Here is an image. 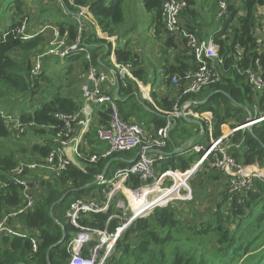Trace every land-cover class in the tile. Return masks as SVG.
Masks as SVG:
<instances>
[{
    "label": "trees",
    "instance_id": "trees-1",
    "mask_svg": "<svg viewBox=\"0 0 264 264\" xmlns=\"http://www.w3.org/2000/svg\"><path fill=\"white\" fill-rule=\"evenodd\" d=\"M186 1L189 13H194L192 7L196 4V0ZM1 2L2 0H0V4ZM23 2L24 0H18L14 6L18 11L16 13L20 15L23 13ZM82 3L88 5L90 12L105 34L118 35L117 28L125 20L122 0H85ZM241 3V9L235 8L234 4L229 5L230 16L224 21L222 30L214 35L220 46L219 53L224 59L220 80L207 88L208 91L205 90L198 95H184L179 103L182 105L188 101H197L194 105L195 111L198 113L211 112L215 138L222 134V126L230 123L231 120H234L232 128L246 123L247 117H249L247 111L259 100L261 110H264V95L254 91L246 76L242 74V71L254 63L257 57L261 58L264 65V43L260 46L261 51H257L255 35L256 13L264 5V0H241ZM144 6L148 12L155 13L157 32L163 31L161 0H144ZM65 8L76 10L68 2ZM70 23L73 24L69 27L70 38L74 39L76 25L73 22ZM20 25L21 22H13L9 30ZM67 25L68 23H62V33ZM188 28L193 30L192 27ZM89 36V41L92 43L103 44L98 43L102 41L104 44L107 43L106 40L98 38L95 32H90ZM43 41L41 36L25 40L22 37L15 38L13 34H9L5 41L0 38V100H15L17 99L15 96L21 98V95L24 96L35 88L36 85L32 86L31 84V72L34 64L30 56L37 52ZM165 45L167 47L175 46V38L167 37ZM103 47L93 45L91 48L92 63H88L84 58L86 60L84 62L85 71L90 64L98 63V57H100ZM109 47L110 51L103 58L101 57L103 62H106V58H111V43ZM238 48L242 50V56L238 55ZM187 52L190 51L185 50L183 51L185 55H179L176 58V65L169 71L171 80L175 75L183 74L196 67L191 53ZM115 55L118 63L132 64L136 78H143V70L140 68L142 62L130 48L116 47ZM18 56H22V58L19 59ZM107 62H111L109 58ZM106 64L108 65V63ZM69 72H72V67ZM39 76L41 75L34 77L37 82ZM28 78L31 79L27 82ZM131 91L132 85L129 83L127 88L121 87L120 94L124 97L131 94ZM11 92H15L16 95H12ZM213 92L215 94L206 99ZM199 95L205 96L198 99ZM163 104L167 112H170L176 103L164 99ZM82 107L83 102H78L71 96L56 93L42 107L33 111H24L18 118L22 123L28 125L27 129L31 127L34 132L40 134L46 132L45 129H42L43 126L63 129L64 124L56 117V113L74 114L79 112ZM122 107L125 108L121 105V111L124 110ZM110 113L108 108L99 109L100 127L108 126ZM6 116L0 115V221L22 205V189L14 180V170L23 162L20 154L26 152L24 148L20 152L3 150L1 139L10 137L16 131L11 127ZM123 119L127 120L124 116ZM154 119L157 128L164 126L167 122L165 116L161 114L156 115ZM195 124L184 118L177 120V125L171 131V138L186 143L201 132V127ZM97 129L91 130L90 128L91 131L89 130L87 134L90 146H92L89 151L91 153L98 152L97 150L100 149L93 140L97 137ZM50 131L54 135L57 133L52 128ZM205 137L209 139L208 126L200 139ZM258 139L264 144V120L254 124L251 129H240L234 133L231 142L240 144V147H230L231 155L245 165H257L264 169V147ZM196 142L199 140L193 143ZM54 147L53 137H49L44 145L35 144L32 146L31 155L37 154L45 158ZM108 148L109 145L106 150ZM80 149L84 153L86 145L83 148L81 144ZM170 150L171 143L169 142L166 151ZM135 155V151L132 155L116 152L97 163H89L84 157H81L78 160L82 165H85L86 171L71 162L65 170L57 175L55 173L54 177L33 175V179L39 181V183L36 181L37 185L33 188V192L37 191L34 206L17 214V221H12L13 219L9 217L7 222L11 227H18L14 229L20 227L19 230L27 236L0 234V264H69L70 254L67 245L71 237L78 232V229L70 223L68 218L71 203L81 197L87 201L92 197H97L102 203L103 192L105 189L108 190V187L102 183H92L98 175L103 173L106 166L108 168L105 177L108 179L118 167L126 165L127 160ZM198 158L199 154L189 150L168 156L157 165V169L160 172L167 169L185 171ZM142 184L143 182L138 177H132L128 183L133 187ZM228 185L215 195V206H206L196 210L187 219L184 218L185 215L183 216L187 213L182 210L186 201L177 200L168 205L157 207L147 217L135 220L118 240L105 264H264V179L256 178L248 191L231 193ZM215 199L212 198L211 201ZM202 204L203 201H200L199 206ZM190 205L197 204L191 202ZM116 210V206L113 204L106 213L85 215L82 218V224L92 228H105L108 218L116 213ZM118 224H120L119 218L114 217L110 220L108 228L114 230ZM64 228L66 229V238L59 244L64 237ZM33 237L39 241L37 251H34L32 247L31 238ZM94 243L92 242L91 245Z\"/></svg>",
    "mask_w": 264,
    "mask_h": 264
},
{
    "label": "built area",
    "instance_id": "built-area-1",
    "mask_svg": "<svg viewBox=\"0 0 264 264\" xmlns=\"http://www.w3.org/2000/svg\"><path fill=\"white\" fill-rule=\"evenodd\" d=\"M74 1L81 0H64L63 5L67 2L72 5ZM85 0H82L84 2ZM232 0H219L218 16L228 19L230 16L229 5ZM241 6L235 8L241 9ZM87 5V4H83ZM88 6V5H87ZM188 8L186 0H161L162 17L164 21V30L166 34L174 38H178L185 42L186 47L190 51L196 67L185 71L183 74L174 76V83L182 86L180 98L187 94H200L212 84L217 83L221 78V67L224 65V59L219 53L220 46L216 42L214 36L202 39L199 35L185 27L180 18L183 12ZM85 6L80 11L82 21L81 27V44H74L65 51H55L52 49V54L61 55L63 58L66 55L82 54L88 63H92V54L88 50L85 42L82 41V31L85 24ZM257 27L255 35L257 37V51H261V45L264 43V5L261 6L256 13ZM26 28L24 23L11 32L17 36L19 31ZM54 29L53 27H49ZM42 31V30H41ZM30 35H22L23 39H29ZM116 41V40H115ZM115 44L113 40L106 45ZM112 56H115V45L112 46ZM239 56H242V50L237 49ZM114 66H106L98 57L97 64H90L82 84V98L90 105H97L108 108L110 113V121L108 126H102L97 129V139L107 142L109 148L104 153H91L90 148H86L84 157L89 163H97L103 158H108L116 152L131 151L138 149L139 156L136 160L131 158L127 160V164L118 167L110 178H106L105 174L97 176L98 184L107 185L108 190H104V200L99 202L97 197H92L87 201L81 197L71 203L68 211L70 223L78 229V232L71 237L68 243V251L70 254L69 264H105L106 259L113 252L118 240L121 238L127 227L139 218L149 216L157 207L168 205L174 201L184 199L190 200L191 195L185 194L184 191L189 188L190 181L200 166L209 162L213 168H217L229 176L228 188L231 193L237 191H248L253 186L256 178L264 179V169L257 165H245L231 155L230 147L239 148L240 144L231 142L234 133L239 129L247 128V125L257 124L264 120V110H261L260 100L255 104V114L252 113L253 120L242 126H237L230 129L229 132L215 138L214 128L209 125V141L196 142L189 145V149L197 154L199 158L197 162L189 169L182 171L179 169H167L160 172L157 165L168 157L166 149L171 139V131L176 126L177 120L182 116V109L186 110V115L193 118H198L204 113H198L193 110L192 106L197 101H188L184 105L176 103L173 110L167 112V122L164 126L157 128L152 133H147L141 123L128 122L122 118L119 106V99L110 93L111 87L117 86L120 83L121 87H128V78H136L134 76V68L131 63L113 62ZM105 69L102 68V65ZM32 78L33 70H32ZM246 76L248 83L252 89L264 95V65L260 57H257L247 69L242 71ZM38 76V75H36ZM10 116L5 118L10 123L11 127L19 133L25 132L28 125L21 122L16 127L13 124ZM56 117L64 124L63 129L59 134V138L54 140L55 147L45 157L43 166L53 167L56 173L65 170L68 165L73 162L82 170L86 171L85 165L74 160V158L83 157L81 154V142L84 136H87L91 126V118L87 109L82 108L74 114L56 113ZM249 117H247L248 120ZM74 124L77 128H74ZM31 125V124H30ZM79 129L78 134L76 130ZM23 130V131H20ZM202 131V130H201ZM74 160V161H73ZM134 160V161H133ZM35 164H25L21 162L14 170V180L20 185L22 195L25 198L23 207L19 211H14L0 221V234L16 235L25 237L27 234L19 229H14L7 224L10 216L17 215L25 210L32 208L35 204V195L33 193L34 186L37 185L33 179L31 168L34 169ZM132 177H138L143 184L138 187L128 185ZM168 180V181H167ZM124 186L129 187L124 189ZM169 195L165 198V195ZM120 198H117L118 195ZM129 195V197L127 196ZM163 195V196H162ZM162 196V197H161ZM159 200L147 206V198L149 201L158 198ZM116 206V213H113L107 220L105 228H92L82 224V218L90 213H106L112 205ZM129 207H128V206ZM114 217L119 218L120 224L114 230L108 228L110 220ZM94 236L96 238H94ZM32 247L37 251L39 241L36 238H31ZM92 242H95L91 245Z\"/></svg>",
    "mask_w": 264,
    "mask_h": 264
},
{
    "label": "rangeland",
    "instance_id": "rangeland-1",
    "mask_svg": "<svg viewBox=\"0 0 264 264\" xmlns=\"http://www.w3.org/2000/svg\"><path fill=\"white\" fill-rule=\"evenodd\" d=\"M63 1L64 0H24L22 5L23 13L21 15L16 13L18 11H16V7H14L16 3H18V0H2L0 4V38L3 37L5 32L8 30L11 21L15 23L22 22V24L25 21L26 28L20 30L19 35H30L33 38L36 36H41L44 39V41L40 43L37 52L30 56L34 64L33 76L36 77V75H41L39 76L40 78L38 79V82L35 80V78H33V80L31 78H28L27 80L28 82L31 79L32 86L36 85L35 88H33L26 95H21V98L15 96L17 98L15 100H0V115L10 116L9 118H11L13 124H15L16 127L19 126L18 124H21V121L18 117L22 112L33 111L42 107V105L46 102H49L56 95V93H61L63 96L72 97L74 93L79 92L80 94V91H82L81 84H83L84 79H80L79 76H81L85 70L84 62L86 60L84 59L83 55H66L63 58L61 55L51 53L52 49H54L55 51H65L74 44H81V29L83 27H81L82 21L80 18V11L82 7H84V3H82V0L74 1L72 3V6L75 7L76 10L72 11L69 8H65L66 6L62 4ZM122 7L125 13V21L119 28L130 27L133 24H137L138 30L132 31L133 35H139V38L141 37V39L138 40L141 41V43L139 44H142L144 42L146 44V42H149V44L151 45L150 46L147 44V47L150 46L149 50L147 51V55L149 58L147 66H149L151 71H153L151 73H154V70H157L158 74H160V64L162 63V61L167 59V56L163 48L155 46L153 44V36H151L149 32L150 22H152L154 13L147 11L144 6V0H122ZM192 8L195 12L199 14L201 13V15L199 16L200 18L201 16L205 18L208 17V19H210V22L213 21L216 26H219L221 24L220 21H222L221 25H224L225 18H220L218 16V0H196V4ZM188 11L189 10L187 8L183 13ZM70 22H73L76 25V36L74 39L70 38L69 27L73 25ZM62 23H68L63 33L61 31ZM235 23L236 21L234 22V24ZM49 27H53L54 29ZM127 36L128 34L124 38H117L118 41H116L118 42V46L120 48L126 47L127 40L131 42V35L128 37ZM167 36L169 37V35ZM82 41L85 42V35L83 31ZM98 43L104 42L102 41ZM22 55L24 56L26 54ZM18 58L21 59L22 56H18ZM70 67H72L71 73L69 72ZM11 93L12 95H16L14 94L15 92ZM204 96L205 95H199L198 99L204 98ZM250 107L251 109L249 108V110L247 111V114L249 116L252 113L255 114L256 110L254 104ZM197 119L202 123L204 127V133L206 131V127L208 126L209 128L210 123L213 126V114L211 112H206ZM232 123H234V120H231L230 123L223 125L222 131L227 133L230 131V129H233ZM142 126L144 127V125ZM91 127L94 128L92 122L90 128ZM50 128L56 130L57 133L55 135L52 134ZM50 128L43 126L42 129H45L46 132L40 134L34 132L31 127L28 128L23 134H19V132L14 131L16 135L18 134L17 136L15 134H12L6 139H1L3 143L2 147H4L3 150L6 152H20L21 149L24 148L26 152L20 154V157L23 158L21 160L25 164H35L36 166H39L34 169H30L34 176L39 177L40 174L41 176L46 175V177H54L57 175L56 170L53 167L42 165L45 163L43 162L45 159L43 156L37 154H34V156L31 155L32 146H34L35 144L44 145L46 143V139L49 137H53L54 140L59 138L61 130L54 126H51ZM74 128L76 129L77 125L74 124ZM145 132L147 131L145 130ZM93 140L95 141V138ZM208 141V137H205L204 142ZM100 142L102 144V141ZM103 144L106 145V147L104 146L105 149L100 148L97 150L98 152L104 153L105 151H107L106 148L108 147V143L104 142ZM134 151L136 153L138 152V150L136 151L134 149L131 152L124 151L119 153L132 155ZM81 154L83 157H86L83 152H81ZM214 170L215 173L220 176V182L218 183H223L224 179H222V175L224 173L217 168L211 167L208 162L198 168L197 173L190 181L189 188L184 191L185 194L191 195V199L186 200V204L184 208H182V210L187 213L183 214V216L185 215V219L196 212V210L203 209L206 206H215V195L219 194L220 191L214 187V185L217 183L216 179H214L216 177L211 175ZM36 181L39 183L38 179ZM128 188L129 187L124 186V189ZM218 188L223 190L224 187L219 186ZM36 192L37 191L33 192L35 198ZM120 196L121 195L119 194L116 200L120 198ZM127 196L129 197L128 194ZM212 198L215 200L211 201ZM24 200L25 198L22 196L21 207L13 210V212L19 211V209L23 207ZM200 201H203V204L201 206H199ZM191 202H194V204L196 202L197 205L191 206ZM10 219H13L12 221H17V215L10 216ZM94 238L96 237L94 236Z\"/></svg>",
    "mask_w": 264,
    "mask_h": 264
},
{
    "label": "crops",
    "instance_id": "crops-1",
    "mask_svg": "<svg viewBox=\"0 0 264 264\" xmlns=\"http://www.w3.org/2000/svg\"><path fill=\"white\" fill-rule=\"evenodd\" d=\"M107 1H110V0H107ZM240 2H241V0H232L231 4H234V7L241 6ZM84 6H85L86 15H85V24H84L83 32L85 35V40H86L85 43L87 45L88 50L91 51V48H93V45H97L98 47L104 46L102 52H100V56L103 58L105 56V54L110 51V47L109 46L107 47V45H106L109 41L113 40L115 43V40H117V38L121 39V38H124L127 34H128V36L131 35L130 36L131 42L129 40H127L126 41V47L130 48L133 51V53L135 55H137L136 57L142 62V65L140 68L143 70V74H142L143 78L142 79L138 78V77L137 78H128V80H129L128 84L130 83L132 85V91H131L132 93L127 95V96H124V97L121 96L120 92H121V84L122 83H120V82L117 86L111 87L110 93L114 94L119 99V106L122 105L125 107V108L122 107L124 109V110L122 109L123 111H121V109H120L121 114H122V118L124 116L127 119L125 121L141 123L142 125H144L147 133H152V132L156 131L157 127H155L156 124H155L154 117L156 115L159 116L160 114L162 116H165V118L167 117V110L163 106L164 105L163 100L168 99V100L175 102V103H180V101H181L180 91L182 90V86L174 83V81H172L170 79L171 76L169 75V71L176 65V63H177L176 58L179 55H185L183 53V51L188 50V48L185 45V42L181 41L178 38H175V46L167 47L165 45V43H166L168 36L166 35V31L164 30V28H163V31H161L160 33L157 32L156 15L154 13L153 18H152V22H150L149 32H150V35L153 36V44L155 46H158V47H161L164 49L166 56H167V59L162 61V63L160 64V68H161L160 74H158L157 70H154V73H151L153 71H151L150 67L147 66V62L149 59L148 55H147V51L149 50V47L151 45L149 44V42H146V44H145V42L142 44H139V43H141V41H138V40H140L141 37L139 38V35H133V32H132L134 30H138L137 24H133L130 27H122V28H119L120 27L119 26L117 28L118 29V36L117 35L116 36H109L103 32L98 21L93 16V14L90 12L89 7L87 5H84ZM193 12L194 13H189V11H188V12L183 13L181 15L180 22L185 27H192L193 31H195L199 35V37H201L202 39H206L210 36H214L216 33H218L219 31L222 30V28H223V26L221 25L222 21L219 20L221 23L220 25L222 27L220 25L216 26L213 21L210 22V19H208V17L205 18V17L201 16V18H200L199 16L201 15V13L199 14L195 11H193ZM151 13H153V12H151ZM162 20H163V18H162ZM12 23L13 22L11 21V24ZM163 23H164V21H163ZM11 24H10V26H11ZM90 32L91 33L95 32L97 34L98 38L106 40L107 43L95 44V43L90 42L89 41ZM117 41L115 44L112 45L113 48L115 45V49H116V47H119ZM147 44L150 46L147 47ZM187 53L190 54V52H187ZM112 55L113 54L111 53V58L108 57L111 62H107L108 58L105 59L106 62L102 61L104 63V65L114 66L113 62L115 61L116 57L112 56ZM70 61H71V57H70ZM106 63H108V65ZM104 65H102L103 69H105ZM70 66H72V65H70ZM84 76H85V70L82 73V75L79 76V78L84 79ZM81 86H82V84H81ZM72 97H74V99L78 102H83L82 108L85 107V109H87V111L89 112L90 118H91L92 123L94 125V128L91 127L92 128L91 130L97 129L98 127H100L99 126L100 120H99L98 112H99V109L105 108L106 106L102 107V106H97V105H90V103L85 104V102L82 98V91H80V94H79V92L74 93V95ZM185 103H183L182 105H184ZM192 108L194 110V105L192 106ZM123 112H124V114H123ZM181 118H183V117L181 116L179 119H181ZM192 124H195V123H192ZM176 125H177V123H176ZM197 125H199V124H197ZM78 132H79V129L76 130L77 134H78ZM197 135L198 134L194 135L193 137H195ZM201 136H198L197 139H195L193 142H195L196 140L197 141L199 140V142H204V139H200ZM96 138L97 137H95V143H96L95 145L100 147L101 149H105L104 146L106 147V145L103 144L104 142L102 141V144H101V142L98 141ZM170 143H171V150L168 151L169 153L173 151L174 146L175 147H181L182 145L185 144L183 141H181L179 139L178 140L173 139V138H171ZM81 144L83 145V148H84V145H86L87 149L88 148H90V150L92 149V146H90L89 139L87 136H84L82 138ZM107 146H108V144H107ZM168 152L166 151V153H168ZM74 160L79 162V160L76 157L74 158ZM211 175L216 177L214 179H216L217 183L214 185V187L221 192L222 190L219 189L218 187L219 186H222V187L227 186L228 181H229V176L224 173L222 175V179H224V182L218 183V182H220V176L217 173H215V170L213 171V173H211ZM225 178H227V179H225ZM157 200H159V197L152 200L151 204L152 205L155 204Z\"/></svg>",
    "mask_w": 264,
    "mask_h": 264
},
{
    "label": "water",
    "instance_id": "water-1",
    "mask_svg": "<svg viewBox=\"0 0 264 264\" xmlns=\"http://www.w3.org/2000/svg\"><path fill=\"white\" fill-rule=\"evenodd\" d=\"M213 94H215V92L209 94V96H208L206 99H208L209 97H211ZM228 96H229V95H228ZM229 97L233 100V102H235V100H234L231 96H229ZM206 99H205V100H206ZM238 105L243 106L242 104H238ZM182 117H183L184 119H186L187 121H190V122H192V123L199 124V125L201 126L202 131H201L197 136L192 137L189 141H187V142H186L184 145H182L181 147H175V146H174V147H173V151L170 152V153H169V152L167 153L168 156L176 155V154H180V153L186 151V150L188 149L190 143H192L195 139H197L198 136H201V135L204 133V127H203L202 123H201L198 119L186 115V110H185V109H182ZM252 120H253V118H252V114H250V116H249L248 120L246 121V123H244V124H242V125H245V124H247V122H251ZM242 125H240V126H242ZM252 126H253V125L249 124V125H247V128H248V129H251ZM239 130H240V129H239ZM258 140H259V142L262 144V146L264 147V144L260 141V139H258ZM139 153H140V152H137V153H136L134 160L137 159V157L139 156ZM134 160H133V161H134ZM107 168H108V166H106L105 170L103 171V173H102L103 176H104V174H105ZM96 183H98V179H96L92 184H96ZM65 231H66V229L64 228V237H63V239L59 242V244L65 241V238H66V236H65Z\"/></svg>",
    "mask_w": 264,
    "mask_h": 264
},
{
    "label": "clouds",
    "instance_id": "clouds-1",
    "mask_svg": "<svg viewBox=\"0 0 264 264\" xmlns=\"http://www.w3.org/2000/svg\"><path fill=\"white\" fill-rule=\"evenodd\" d=\"M11 26H9L8 27V30L5 32V34H4V36L3 37H1L2 39H3V41H5L6 40V38H7V36L9 35V34H13L11 31L13 30V29H10L9 30V28H10ZM19 27V26H18ZM17 28V27H16ZM15 29V28H14ZM14 35V34H13ZM14 37L15 38H21L22 36L21 35H17V36H15L14 35ZM31 38H33V37H30L29 39H31ZM25 40H27V39H25ZM33 79V78H32ZM191 144V143H190ZM193 144V143H192ZM188 149H189V147H188ZM186 150V151H184V152H187V151H189V150ZM184 152H182V153H184ZM198 160V159H197Z\"/></svg>",
    "mask_w": 264,
    "mask_h": 264
},
{
    "label": "bare ground",
    "instance_id": "bare-ground-1",
    "mask_svg": "<svg viewBox=\"0 0 264 264\" xmlns=\"http://www.w3.org/2000/svg\"><path fill=\"white\" fill-rule=\"evenodd\" d=\"M168 195H169V193H167V194L165 195V198H166ZM162 196H163V195H162ZM162 196H161V197H162ZM157 201H158V200H157ZM157 201H156V202H157ZM149 205H152V204H151V201H149L148 198H147V206H149Z\"/></svg>",
    "mask_w": 264,
    "mask_h": 264
}]
</instances>
